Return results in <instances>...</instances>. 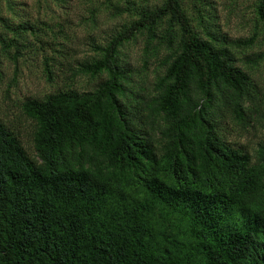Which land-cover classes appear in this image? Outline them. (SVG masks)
I'll list each match as a JSON object with an SVG mask.
<instances>
[{
  "label": "trees",
  "instance_id": "obj_1",
  "mask_svg": "<svg viewBox=\"0 0 264 264\" xmlns=\"http://www.w3.org/2000/svg\"><path fill=\"white\" fill-rule=\"evenodd\" d=\"M22 5L0 0V66L31 52L64 78L21 102L31 152L0 117V264H264V0L235 37L211 0ZM55 7L84 10L89 53L63 50Z\"/></svg>",
  "mask_w": 264,
  "mask_h": 264
},
{
  "label": "rangeland",
  "instance_id": "obj_2",
  "mask_svg": "<svg viewBox=\"0 0 264 264\" xmlns=\"http://www.w3.org/2000/svg\"><path fill=\"white\" fill-rule=\"evenodd\" d=\"M23 3V8L17 10L20 17L27 15L35 17L37 12L33 6V0H17ZM154 2L155 0H148ZM215 7L216 14L218 15L217 21L221 24L222 29L231 37L248 35L251 25L253 24V2L254 0H211ZM21 6V7H22ZM81 9V8H80ZM77 7H72V10L54 8L55 13L50 16L51 12L43 13L40 11V16L49 22L59 21L63 26V34L68 36L67 39L59 36L57 40L65 42L69 45L68 48L63 50L67 52L70 47L74 49L69 50L73 53V57L77 58L83 53H89V47L87 42V32L89 34V27L84 24H78V18L85 15L84 10H80ZM64 12H68L65 14ZM45 15V16H44ZM70 21V22H66ZM121 19L110 17H102L98 20V27L92 30L100 39L104 37L106 33L110 32L116 24L120 23ZM66 22V23H65ZM56 28V27H55ZM70 35V37H69ZM66 36V37H67ZM73 36H75L73 38ZM125 54L129 58L132 64L140 66L139 59L141 58V49L139 44H131L126 46ZM18 67L15 69L13 63L9 58H4L0 66V117L5 119L7 124L13 127L20 136L26 149L31 152V134H32V122L27 119L21 112V102L27 96L41 97L43 94L50 91H54L56 88L61 87L63 84L62 78L64 76L59 73L54 82H47L44 78L41 66V57L34 53H29L27 57L18 61ZM151 66V65H150ZM58 66L54 67V70L58 72ZM259 75H264V62L258 67L256 71ZM89 81L84 76L77 77L75 85L78 87L89 86ZM249 133H244L239 136V141L253 145L257 139V130H249Z\"/></svg>",
  "mask_w": 264,
  "mask_h": 264
}]
</instances>
